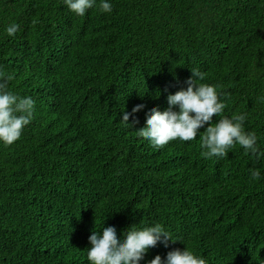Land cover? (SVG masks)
I'll list each match as a JSON object with an SVG mask.
<instances>
[{
    "label": "trees",
    "instance_id": "1",
    "mask_svg": "<svg viewBox=\"0 0 264 264\" xmlns=\"http://www.w3.org/2000/svg\"><path fill=\"white\" fill-rule=\"evenodd\" d=\"M100 2L79 16L64 0H0V72L35 101L20 139L0 141V264H90L92 231L157 223L174 241L138 264L184 247L207 264H264V0ZM194 68L226 105L212 123L245 115L259 160L238 143L204 158L207 124L159 149L138 135Z\"/></svg>",
    "mask_w": 264,
    "mask_h": 264
},
{
    "label": "clouds",
    "instance_id": "2",
    "mask_svg": "<svg viewBox=\"0 0 264 264\" xmlns=\"http://www.w3.org/2000/svg\"><path fill=\"white\" fill-rule=\"evenodd\" d=\"M95 0H64L75 14L84 16L86 10L93 7ZM100 10L110 13L113 6L108 0H101ZM20 31L19 24L7 27L8 36ZM192 75L185 81L187 88L180 89L167 96V108L163 111L152 108L147 115L146 126L138 129V135L149 140L154 148H163L172 140L191 141L199 130L207 124L200 138L204 158L225 157L234 144L241 145L256 160L261 158L254 132H246L245 115L223 117L212 123L213 116L220 115L226 105L217 92V86L197 83L203 81L205 74L191 69ZM11 75L0 72V141L11 145L20 139L22 131L28 125L34 113L35 101L31 97H21L7 91ZM143 104L133 106L131 112H123L121 121L130 127L129 117L143 109ZM135 122V121H134ZM258 170L251 171V179L260 178ZM105 219V218H104ZM104 221V220H103ZM90 247L87 258L90 264H138L150 247L162 242L174 241L160 224L137 229L133 225L127 229L123 238H118L113 226L103 227L102 234L92 231L88 237ZM148 264H207L206 260L184 247L167 252L165 258L156 255Z\"/></svg>",
    "mask_w": 264,
    "mask_h": 264
}]
</instances>
